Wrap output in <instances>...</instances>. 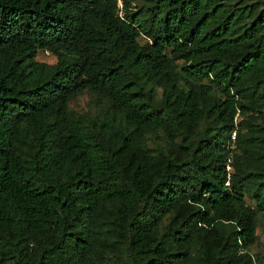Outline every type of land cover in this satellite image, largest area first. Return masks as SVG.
Listing matches in <instances>:
<instances>
[{
  "label": "trees",
  "instance_id": "16d2710c",
  "mask_svg": "<svg viewBox=\"0 0 264 264\" xmlns=\"http://www.w3.org/2000/svg\"><path fill=\"white\" fill-rule=\"evenodd\" d=\"M123 4L0 0V264H264V7Z\"/></svg>",
  "mask_w": 264,
  "mask_h": 264
},
{
  "label": "rangeland",
  "instance_id": "374dc122",
  "mask_svg": "<svg viewBox=\"0 0 264 264\" xmlns=\"http://www.w3.org/2000/svg\"><path fill=\"white\" fill-rule=\"evenodd\" d=\"M150 0H126V9L128 12H135L138 10V7L141 5H144L148 3ZM248 3L256 4L257 6H263L264 7V0H245ZM118 6L121 9L119 11L120 15H123V0H117ZM37 60L43 61L46 63H55L56 58L53 54L50 52L45 51H39L37 54ZM180 66L182 62H179ZM202 82H206L204 79ZM157 97H160V92L157 93ZM69 106L72 110H74L76 113L79 114H89V115H95L97 113L96 106L93 101V95L88 91L84 90L82 93L78 94L75 98H73ZM249 117L255 118L256 122L258 124L264 125V108L258 112V111H251L249 113ZM241 118L240 116L235 117V121H239ZM204 126V123L201 124V128ZM148 141L147 144L150 148H154L155 141L159 142V145L163 146L164 140L161 136V133L158 132L157 136H153V134L148 135ZM227 170L232 173L233 167L227 166ZM248 204H252L251 201L247 200ZM256 235L257 240L256 242L250 247V252L252 254H262L264 255V213L259 212L257 214V228H256ZM112 263V262H111Z\"/></svg>",
  "mask_w": 264,
  "mask_h": 264
},
{
  "label": "built area",
  "instance_id": "2783aa9c",
  "mask_svg": "<svg viewBox=\"0 0 264 264\" xmlns=\"http://www.w3.org/2000/svg\"><path fill=\"white\" fill-rule=\"evenodd\" d=\"M232 138H235V132L233 133Z\"/></svg>",
  "mask_w": 264,
  "mask_h": 264
}]
</instances>
